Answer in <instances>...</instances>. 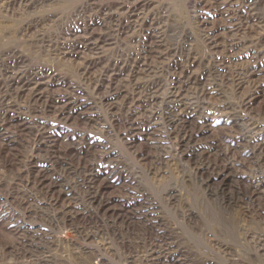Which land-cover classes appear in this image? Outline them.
Returning <instances> with one entry per match:
<instances>
[{
    "label": "rangeland",
    "instance_id": "rangeland-1",
    "mask_svg": "<svg viewBox=\"0 0 264 264\" xmlns=\"http://www.w3.org/2000/svg\"><path fill=\"white\" fill-rule=\"evenodd\" d=\"M85 1L92 2L28 0L14 11L0 8L1 79L6 68L43 64L79 85L92 103L88 119L55 118L40 109L25 131L14 134L21 158L0 157V264H264V199L252 202L248 183L264 175V163L233 169L226 152L234 132L222 127V118L211 122L207 113L182 110L165 97L174 54L190 41L200 44L188 11L195 0H156L170 17L167 34L178 43L162 65L157 107L165 137L154 151L120 133L125 108H107L98 98L96 86L107 84L106 77L83 82L77 58L52 57L39 42L20 38V24L35 16L44 17L45 38L87 17L95 20L98 14ZM259 7L264 17V0ZM119 27L105 30L103 52L104 66L121 65L117 86L141 52L136 34L125 36ZM224 90L237 105L239 92L230 84ZM187 98L192 106L201 101L192 91ZM42 122L48 132L36 128ZM30 159L45 163L47 177L61 184L57 203L24 168ZM59 200L73 208L59 207Z\"/></svg>",
    "mask_w": 264,
    "mask_h": 264
},
{
    "label": "bare ground",
    "instance_id": "bare-ground-1",
    "mask_svg": "<svg viewBox=\"0 0 264 264\" xmlns=\"http://www.w3.org/2000/svg\"><path fill=\"white\" fill-rule=\"evenodd\" d=\"M25 4L28 0H0L4 11H14ZM86 6L98 14L95 20L87 17L78 21L76 27L67 26L57 36L45 38L41 25L44 17L35 16L20 24V38L39 42L52 57L77 58L79 78L83 82H98L106 77L107 84L101 82L96 86L98 98L107 108H115L116 104L125 108L120 133L132 144L133 139H140L146 148L154 151L162 146L165 137L162 127L165 119L158 110L162 65L167 54L175 53L178 43L167 34L171 25L169 14L156 0H92ZM189 7L200 44L190 41L174 54V62L166 71L169 86L164 95L182 106V110L207 113L211 122L215 116L222 118V127L234 132L226 152L228 165L233 169L238 170V163H264V116L260 115L264 111L261 108L264 106V17L259 0H195ZM112 25L120 26L125 36L136 34L141 46L119 86L114 82L121 73V65L103 64L106 55L103 52L109 44L105 30ZM10 59V54L3 58ZM4 74L1 79L0 73V157L21 158L20 150L13 148L14 134L25 131L40 109L55 118L85 114L88 119L92 113V103L83 89L43 64L6 68ZM227 84L239 92L237 105H232L225 96ZM189 91L201 101L193 106L186 102ZM9 94L13 95L12 99L7 97ZM259 101L263 104L255 108ZM46 126L42 122L36 128L48 132L50 128ZM238 127H243L242 132L235 131ZM246 145H251L254 151L244 148ZM23 165L38 178L39 190L51 192V199L53 193V201L57 203L61 184L51 175L47 177V165L32 159ZM248 183L250 200L264 199V175L253 176ZM58 204L73 208L62 200Z\"/></svg>",
    "mask_w": 264,
    "mask_h": 264
}]
</instances>
